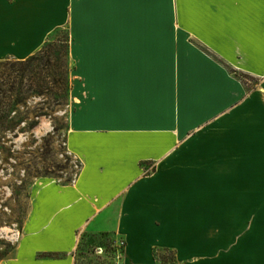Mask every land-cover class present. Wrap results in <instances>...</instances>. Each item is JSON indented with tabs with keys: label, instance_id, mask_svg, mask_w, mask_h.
<instances>
[{
	"label": "crops",
	"instance_id": "1",
	"mask_svg": "<svg viewBox=\"0 0 264 264\" xmlns=\"http://www.w3.org/2000/svg\"><path fill=\"white\" fill-rule=\"evenodd\" d=\"M58 27L81 167L0 264H78L90 234L115 264H264V0H0V60Z\"/></svg>",
	"mask_w": 264,
	"mask_h": 264
},
{
	"label": "rangeland",
	"instance_id": "2",
	"mask_svg": "<svg viewBox=\"0 0 264 264\" xmlns=\"http://www.w3.org/2000/svg\"><path fill=\"white\" fill-rule=\"evenodd\" d=\"M66 34L64 27H58L45 42L60 39L55 44L61 50ZM8 59L11 62L15 60L8 56L0 62ZM60 62L61 68L67 70L70 82L71 60L61 56ZM1 69L3 66H0ZM43 90V94L31 92L24 95L25 100L17 106L13 119L0 125L1 260L14 255L32 197L37 190H42L51 181L59 184L73 182L81 167L79 160L68 151L65 144L71 109L70 92L58 102L54 97L58 91L56 85L49 82ZM112 238V235L106 234L82 237L77 252L78 264H115L120 255L118 249L122 245L120 240L114 243ZM99 247L103 251L98 250ZM161 254L170 256V253Z\"/></svg>",
	"mask_w": 264,
	"mask_h": 264
},
{
	"label": "trees",
	"instance_id": "3",
	"mask_svg": "<svg viewBox=\"0 0 264 264\" xmlns=\"http://www.w3.org/2000/svg\"><path fill=\"white\" fill-rule=\"evenodd\" d=\"M57 41L61 40L46 41L38 52L24 59H15L13 62L8 59L0 62V66H3L0 70V125L13 119L17 106L25 100L24 95L31 92L43 94L44 86L49 82L58 88L54 96L56 101L59 102L62 97L69 94L71 85L68 73L60 66L61 56L70 58L68 31L63 41V49H58L55 44ZM154 254L157 253L154 252ZM43 255L49 256L50 254L44 253Z\"/></svg>",
	"mask_w": 264,
	"mask_h": 264
},
{
	"label": "built area",
	"instance_id": "4",
	"mask_svg": "<svg viewBox=\"0 0 264 264\" xmlns=\"http://www.w3.org/2000/svg\"><path fill=\"white\" fill-rule=\"evenodd\" d=\"M120 243H121V245H122V247H123V245H124V241H123V240H120ZM122 247H121V248H122ZM121 248H120V249H121ZM98 250H101V251H103L102 247H99V249H98ZM118 250H119V249H118Z\"/></svg>",
	"mask_w": 264,
	"mask_h": 264
}]
</instances>
